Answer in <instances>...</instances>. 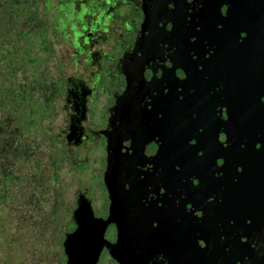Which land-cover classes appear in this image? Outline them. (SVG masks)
Here are the masks:
<instances>
[{
    "label": "flooded vegetation",
    "instance_id": "flooded-vegetation-1",
    "mask_svg": "<svg viewBox=\"0 0 264 264\" xmlns=\"http://www.w3.org/2000/svg\"><path fill=\"white\" fill-rule=\"evenodd\" d=\"M56 1L71 52L54 85L59 144L100 165L95 215L111 213L115 166L141 211L201 231L207 264H264V0ZM38 6L0 0V73L12 102L38 84L43 119L44 71L27 80L32 56L46 62ZM105 237L115 241L114 223ZM105 259L118 264L108 249Z\"/></svg>",
    "mask_w": 264,
    "mask_h": 264
},
{
    "label": "rangeland",
    "instance_id": "rangeland-1",
    "mask_svg": "<svg viewBox=\"0 0 264 264\" xmlns=\"http://www.w3.org/2000/svg\"><path fill=\"white\" fill-rule=\"evenodd\" d=\"M35 2L42 7L47 54L43 69L39 56H32L36 64L27 80L34 73L42 78L44 71L48 109L42 119V104L33 96L38 84L31 85L32 97L24 93L12 102L10 88L1 83L6 72L0 73V264H65L62 241L70 229L78 189L87 191L97 216L105 213L100 165L83 154L63 151L59 144L61 118L54 114V85L57 68L71 59V52L64 50L57 1ZM18 76L13 73L15 79ZM103 264L111 262L105 259Z\"/></svg>",
    "mask_w": 264,
    "mask_h": 264
},
{
    "label": "water",
    "instance_id": "water-1",
    "mask_svg": "<svg viewBox=\"0 0 264 264\" xmlns=\"http://www.w3.org/2000/svg\"><path fill=\"white\" fill-rule=\"evenodd\" d=\"M118 171L111 167L105 178L111 198L108 218L97 217L87 191L78 190L77 206L71 212L75 227L65 232L62 242L65 264H99L104 249L118 264H207L201 231L193 225L183 226L186 223L178 221L176 212L171 221L167 216L162 220V215L153 210L141 211L143 206L135 193L123 188ZM111 223L116 226L115 241L105 237ZM168 225H173V229L164 231ZM184 238L188 239V246H183ZM171 240L174 249L168 255Z\"/></svg>",
    "mask_w": 264,
    "mask_h": 264
},
{
    "label": "trees",
    "instance_id": "trees-1",
    "mask_svg": "<svg viewBox=\"0 0 264 264\" xmlns=\"http://www.w3.org/2000/svg\"><path fill=\"white\" fill-rule=\"evenodd\" d=\"M1 199H2V198L0 197V203L2 202Z\"/></svg>",
    "mask_w": 264,
    "mask_h": 264
}]
</instances>
